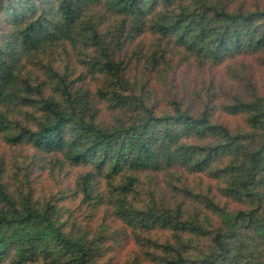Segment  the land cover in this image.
I'll return each mask as SVG.
<instances>
[{"label": "trees", "instance_id": "obj_1", "mask_svg": "<svg viewBox=\"0 0 264 264\" xmlns=\"http://www.w3.org/2000/svg\"><path fill=\"white\" fill-rule=\"evenodd\" d=\"M247 57L264 64V0H0V145L22 149L16 170L0 151V264H103L106 251L264 264V94ZM228 59L244 85L223 106L237 128L177 87L183 65ZM41 151L86 170L40 199ZM149 171L199 177L202 191L144 200Z\"/></svg>", "mask_w": 264, "mask_h": 264}, {"label": "rangeland", "instance_id": "obj_2", "mask_svg": "<svg viewBox=\"0 0 264 264\" xmlns=\"http://www.w3.org/2000/svg\"><path fill=\"white\" fill-rule=\"evenodd\" d=\"M150 46L147 45L146 50L149 49ZM234 60H226L215 66V70L213 72H203L199 71L193 65H183L181 69L178 71V88L181 93L185 92L183 88L188 87V90H191L190 97L196 98L193 102L196 108L204 109V104H210V109L212 110L213 118L216 121H221L228 125L230 128H237L243 124L242 118L239 116H233L226 111H224V104H228L233 99V95L237 94L239 90L243 92L244 85L240 79H233L226 75L225 68ZM238 62L247 64L249 74H251V78L254 84L257 87V90L264 94V64L258 62L254 58H239ZM206 76V77H204ZM210 78L214 80V86L211 88L212 92H205L208 89L203 88L207 85L206 81H209ZM4 150V153L8 155V161L10 164V168H13L14 161L18 158V152L22 151V149L16 146H8L4 143L0 145V151ZM23 151L31 156L34 154L35 149L32 146L25 147ZM38 160H34L38 162V165L34 168V173L39 174L38 182L35 184L37 188L38 197L43 199L44 196L51 197L52 194H57L59 189L61 188V182L64 181L66 186L73 187L74 186V178L78 173H82L86 170V167H77L73 168L68 164H65L64 167L59 163V158L56 155L51 153L42 152L38 154ZM72 174L70 175V173ZM68 175V176H67ZM143 175H150L147 177L146 185L147 191L141 198L144 200H148L153 198V195L157 198L158 202H166L172 207L177 206L181 201L188 202V195L186 194L187 190H194L199 193L202 191L200 187H198L197 178H192L190 182H186L185 179L181 178L177 173H173L172 175L164 174L160 172L159 175H156L154 172L149 171L144 173ZM152 177H155L152 179ZM204 180H208L207 176H203ZM70 180L73 181L70 182ZM106 180H103L100 183V187L103 188L105 186ZM208 181L204 184L206 185ZM215 183V182H214ZM198 187V188H197ZM151 191V192H150ZM73 193V192H71ZM76 194V193H74ZM43 196V197H42ZM80 200V196L76 194L75 197L70 195L69 199ZM155 199V198H154ZM68 200V199H67ZM143 200V201H144ZM226 199H223L225 202ZM65 202V201H64ZM68 201H66L67 203ZM67 204L73 205V202H68ZM230 205H235L234 202L230 203ZM167 234L164 231L156 233L154 236L162 238ZM123 254L116 253H107L103 254V257L100 259V263H108V264H125Z\"/></svg>", "mask_w": 264, "mask_h": 264}]
</instances>
